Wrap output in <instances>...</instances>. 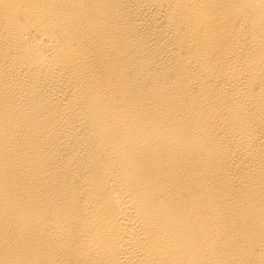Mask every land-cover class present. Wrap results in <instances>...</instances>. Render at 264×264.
<instances>
[{"label":"bare ground","instance_id":"bare-ground-1","mask_svg":"<svg viewBox=\"0 0 264 264\" xmlns=\"http://www.w3.org/2000/svg\"><path fill=\"white\" fill-rule=\"evenodd\" d=\"M0 264H264V0H0Z\"/></svg>","mask_w":264,"mask_h":264}]
</instances>
